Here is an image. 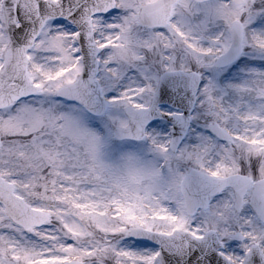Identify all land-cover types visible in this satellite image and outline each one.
<instances>
[{
	"label": "snow or ice",
	"instance_id": "snow-or-ice-1",
	"mask_svg": "<svg viewBox=\"0 0 264 264\" xmlns=\"http://www.w3.org/2000/svg\"><path fill=\"white\" fill-rule=\"evenodd\" d=\"M0 264H264V0H0Z\"/></svg>",
	"mask_w": 264,
	"mask_h": 264
}]
</instances>
